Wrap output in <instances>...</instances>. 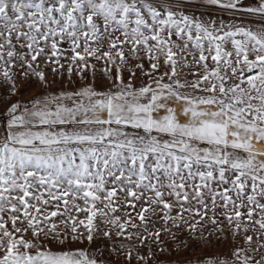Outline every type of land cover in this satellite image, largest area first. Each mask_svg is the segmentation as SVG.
Wrapping results in <instances>:
<instances>
[{
	"label": "snow or ice",
	"instance_id": "snow-or-ice-1",
	"mask_svg": "<svg viewBox=\"0 0 264 264\" xmlns=\"http://www.w3.org/2000/svg\"><path fill=\"white\" fill-rule=\"evenodd\" d=\"M199 7L257 17L261 24L250 29L185 11ZM64 42L68 49L60 48ZM17 46L26 51H17ZM69 51L72 55L66 57ZM141 53L151 72L142 63L129 64ZM187 56L203 70L192 82L176 78L190 63ZM89 57L104 61L110 82L106 89H97L93 80L74 92L44 94L51 84L39 58L56 65L51 71L60 75L61 58L70 60L69 78L78 69L83 80L84 72L94 74ZM161 58L165 71L157 76ZM15 61L24 69L23 79H35L43 92L30 101L13 102L5 112L0 264H108L83 250L53 252L48 247L91 243L100 230L98 217L117 237L136 235L141 245L155 237L160 254L167 251L160 246L161 231L169 233L175 252L188 248V241L178 237L181 231L201 244L210 243L212 233L205 236L204 231L208 224L217 239H226L225 230L233 242L243 239L231 259L166 264H264V0L256 6H247L246 0H0V78L10 85L9 96L18 95ZM134 69L153 83L137 88ZM125 71L130 74L127 83ZM186 88L193 91H180ZM169 100L178 102L180 110L168 107ZM160 109L165 114L154 116ZM119 193L126 194L125 205L133 209V201H145L136 213L145 231L150 216L163 212V229L147 237L128 233L129 225L137 227L132 214L123 221L112 215L118 211ZM193 200L198 208L192 207ZM50 204L55 210H48ZM177 206L180 211L172 215ZM217 207L225 211L216 213ZM73 212L86 216L80 219ZM57 216L63 217V229L52 220ZM28 232L32 240L25 239ZM103 235L111 239L112 231ZM155 255L149 247L147 255L129 251L126 258L149 264Z\"/></svg>",
	"mask_w": 264,
	"mask_h": 264
},
{
	"label": "rangeland",
	"instance_id": "rangeland-1",
	"mask_svg": "<svg viewBox=\"0 0 264 264\" xmlns=\"http://www.w3.org/2000/svg\"><path fill=\"white\" fill-rule=\"evenodd\" d=\"M247 6H256L257 0H246ZM187 11L194 12L197 16H203L205 20L212 19L217 22L223 21L224 23H236V24H242L243 26L255 29L258 28L261 24V21L257 17L253 16H244V17H233L230 13L222 12L219 10H208L206 11L204 8H192V9H186ZM239 38V37H238ZM175 39V37H173ZM61 49H68L69 44L67 42H64L59 45ZM108 44L107 41L104 43V50H107ZM127 47V46H126ZM230 47V45H228ZM17 51H26V49H20L19 46H17ZM82 51V49L80 50ZM50 54V53H49ZM72 53L66 52L65 56L70 57ZM125 55L127 56V50L125 51ZM141 58L139 60H129L130 65H135L136 63H142L144 70L151 72L150 63L149 60L144 56L143 53L140 54ZM198 59V54L197 57ZM55 60V58H52ZM118 59V58H117ZM40 60V66L45 70L47 73V78L49 83L51 84V87L47 89V92L44 94H59L60 92H74L80 88H82L85 84H91L93 80H95V86L99 90L106 89L109 86V81L104 76L103 69L105 68L104 61L102 60H96L91 57L88 58L89 63L92 65H95V70L93 74V70H89L87 72H84V79L81 80L80 76L76 74L78 69L74 70L73 75L71 78H69L67 73V67L70 63V60L61 58V63L64 65V68L61 69L63 72V75L60 74H53L51 71V67H54L56 65L52 64L50 66L45 64V60L43 58H39ZM187 60L190 62L187 67H182L179 70V76L176 77L183 81L192 82L196 79H199V76L203 74V70L199 68L197 65L191 63L193 60L192 56H187ZM207 63L211 66L212 61L209 59ZM136 72L135 79L132 80V83L139 88L140 86L151 84L152 79H150L149 76H146L142 74L140 69H134ZM24 69L20 67V62L15 61V67L12 68V73L14 74L13 79L15 80L16 85L18 86V95L15 96H9V88L10 85L6 84L3 80V78H0V139H3L7 134V117L5 115L6 109L10 104L13 102H16L17 100L22 102H27L32 100L34 97H39L43 90L40 87L39 84L35 82V79H29L24 80L22 76V72ZM165 71V65L163 64V58L160 60V68L158 72L156 73L157 76L163 74ZM193 73H199V75H193ZM111 75H115V70L113 69ZM125 83L128 82L130 79L129 72L125 71L123 73ZM165 82H169L168 78L165 77ZM153 87L155 85L153 84ZM181 92L191 93L193 90L191 88L181 89ZM197 95H207V93L204 92H197ZM69 105H71L70 101H66ZM168 107L176 108L178 111L180 110V106L178 102H173L172 100L166 101ZM30 107V105H29ZM165 114L164 109H160L157 113H154V116H163ZM179 119L183 120L184 117L181 113L179 116ZM130 134H134L133 130H129ZM163 139H168V137H163ZM198 182V181H197ZM230 185H223L222 187H229ZM213 188H217V185H213ZM217 190H220L217 188ZM189 193H191V188L188 189ZM248 192H251V188L249 187L247 189ZM125 193H119V200L117 201V208L118 211L113 213L112 215L114 217H119L122 221L127 219V214L131 213L134 217L133 223L137 225V227L133 228L131 225L127 227L128 233H137L141 236L147 237L148 232H155L158 229H163L164 227V221L161 219L163 216V212L157 210L155 214H152L150 216V219L146 225L148 231H145V225H142L139 221V219L136 217V213H138L141 210L142 206L145 205V201L141 199L140 201H133L136 204L135 209L131 207H127L125 205ZM229 195H233V193H229ZM131 199V198H129ZM169 200H174V197H167ZM260 199V198H258ZM210 203V200H208ZM55 203V202H52ZM77 203H80L83 205V201H77ZM222 203V202H220ZM261 203H264V199H261ZM192 207H199V205L196 203L195 200L191 202ZM48 207L49 211L55 210V208L51 207V204ZM97 207L103 208V204L98 203ZM62 210V209H61ZM180 211V208L173 207L172 209V215H176L177 212ZM216 213H221L225 211L223 207H217L215 209ZM246 211V210H244ZM73 215H77L80 219H84L86 216V213H72ZM211 215V213H209ZM258 218V217H257ZM4 219L7 220V213L4 214ZM63 219V217L57 216L53 217L52 220L56 221L57 224L61 229L64 228L63 224H59V221ZM218 220L224 221L223 216H217ZM97 222L100 224V230L96 236V238L89 243L87 240L77 241V242H68L64 245H59L55 243H49L48 247L53 252H63L68 250H83L88 255L89 258H95L97 261H106L108 264H142V262H138L135 258L131 259L129 261L126 258V254L131 251L133 254H135L137 251L140 252L141 255H147L149 247L152 249L155 255V259L153 261H149V264H166V262L169 261H180L183 262L185 260H196V259H212V258H221V259H231L232 256V249H234L237 246H243V239L242 237H237L236 242H233L230 236V233L225 230L222 234L223 237H226V239H217L216 236L218 233H213L212 229L213 226L211 224H208L205 226V236H208L209 233H212V235L209 237L210 243H204L201 244L198 241L192 240L187 236V234L183 231L178 233V237L181 239H185L188 241V248L187 249H181L179 252L173 251L175 245L172 241L169 233L161 231L160 239L164 241L163 245H160L161 247H165L167 251L164 254H160L157 250V245L153 243V240L155 237L148 238L144 241V245H141L140 240L137 238L136 235H133L131 239H125L124 236L117 237L115 235V229L111 227V225H106L104 223L103 218H97ZM226 223V221H224ZM18 227H24V225H21L19 221L17 222ZM169 226H171V222H169ZM6 227L11 231L12 225L11 222L8 221ZM105 230H111L112 231V237L111 239L105 238L103 235V232ZM175 231V229H173ZM249 235H253L251 231L248 232ZM25 239L32 240L33 237L30 232L25 233ZM255 239V237H254ZM124 245L123 248L120 246ZM195 249V251H193ZM23 251V249H22ZM32 253H35V250H31ZM102 253V255H101ZM169 253H172L169 255ZM264 254V253H262ZM0 255H3L2 252H0ZM257 259H259V256H257Z\"/></svg>",
	"mask_w": 264,
	"mask_h": 264
}]
</instances>
